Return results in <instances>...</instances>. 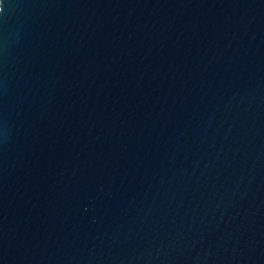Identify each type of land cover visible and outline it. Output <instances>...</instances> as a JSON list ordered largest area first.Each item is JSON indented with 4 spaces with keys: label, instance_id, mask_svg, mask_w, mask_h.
<instances>
[{
    "label": "water",
    "instance_id": "obj_1",
    "mask_svg": "<svg viewBox=\"0 0 264 264\" xmlns=\"http://www.w3.org/2000/svg\"><path fill=\"white\" fill-rule=\"evenodd\" d=\"M0 264H264V0H0Z\"/></svg>",
    "mask_w": 264,
    "mask_h": 264
}]
</instances>
